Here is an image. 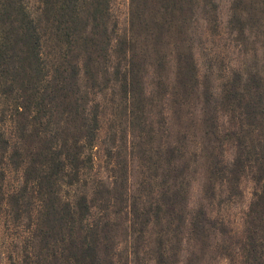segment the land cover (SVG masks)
I'll return each instance as SVG.
<instances>
[{
    "label": "trees",
    "instance_id": "1",
    "mask_svg": "<svg viewBox=\"0 0 264 264\" xmlns=\"http://www.w3.org/2000/svg\"><path fill=\"white\" fill-rule=\"evenodd\" d=\"M120 1L0 0V264H264V0Z\"/></svg>",
    "mask_w": 264,
    "mask_h": 264
},
{
    "label": "rangeland",
    "instance_id": "2",
    "mask_svg": "<svg viewBox=\"0 0 264 264\" xmlns=\"http://www.w3.org/2000/svg\"><path fill=\"white\" fill-rule=\"evenodd\" d=\"M115 9H116L117 14H119L120 20L122 21L123 20L122 17L124 16L125 11H126V2H123V0H122V1L119 2V4L115 3ZM95 153L97 155L96 160L102 162L104 160V155L102 153V150L101 149L98 150V148H96ZM233 216H237L238 217V215H233Z\"/></svg>",
    "mask_w": 264,
    "mask_h": 264
}]
</instances>
